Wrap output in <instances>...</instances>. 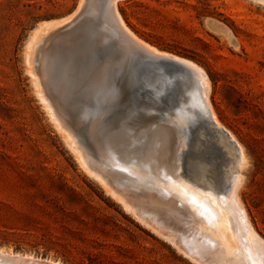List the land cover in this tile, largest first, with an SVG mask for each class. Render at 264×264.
<instances>
[{"label":"rangeland","instance_id":"1","mask_svg":"<svg viewBox=\"0 0 264 264\" xmlns=\"http://www.w3.org/2000/svg\"><path fill=\"white\" fill-rule=\"evenodd\" d=\"M105 3V0H0V249L28 258L30 264H47L48 260L56 264H196L162 235L141 224L78 159L98 168L100 151H108L111 141L104 132L108 126L117 125L124 136L119 144L132 149L143 142L144 135L153 127L137 134H129V127L147 120L174 118L181 150H177L180 171L200 188L211 189L214 195L218 191L215 196L220 199L232 187L238 188V199L264 240V1L117 0L115 3L124 24L136 38L160 51L191 60L204 71L211 111L205 104L203 108L195 106L189 98L188 93L195 89L191 75L150 61L138 51H128L126 42L109 33L103 26ZM67 19L72 23L64 26ZM72 30L86 31L80 39L86 43L83 58L88 72L95 70L101 61L111 63H108L111 69L102 65L107 78L96 92L102 98L95 93L90 97L81 93L79 96V90L68 98L62 69L53 65L52 50L73 43L72 36L77 32ZM39 41L45 42V47L50 42L46 47L49 50L43 43L42 47L37 46L41 44ZM37 54L49 57L42 59ZM56 55L60 64L63 55ZM130 61L133 65H129ZM40 62L45 65L44 77ZM157 84H161V90ZM40 94L49 102L45 104ZM127 111L135 116L131 118ZM123 113L130 116L124 118ZM189 113L198 115L193 117ZM211 113L220 129L213 123ZM186 115H191V120ZM224 131L232 134L243 157L229 138L225 139ZM129 139L133 142L129 143ZM134 151L138 155V150ZM176 210L177 215L162 214L187 232L188 228L194 231L199 226L211 225L209 219L193 210L191 213L182 207Z\"/></svg>","mask_w":264,"mask_h":264},{"label":"bare ground","instance_id":"2","mask_svg":"<svg viewBox=\"0 0 264 264\" xmlns=\"http://www.w3.org/2000/svg\"><path fill=\"white\" fill-rule=\"evenodd\" d=\"M105 1H106V3H105V6L103 7L104 8L103 26L106 29H108L109 33L112 36H114L117 40H119L120 42H122V41H124L122 43L126 42L125 44H127V45L125 47L127 48L128 51H130V52H131V50L138 51L140 54L145 56L150 61L170 65L171 67H173V71L175 69H178V70L182 71L183 73H187L188 75H191L190 77L193 80V84H194L193 86H195V89H192L193 87L190 85L192 87V88H190V90L192 89V91H190L188 93L189 98H191L193 100V102L195 103V106L197 105L198 107L203 108L204 104H205L207 106L206 109L210 110L211 106L209 107V103H208V100H209L208 99L209 88H208V84H207L208 80L206 79V74L204 73V71L198 65H196L194 62H192L191 60L178 57V56L170 54L168 52L160 51L157 48H155L154 46H151L148 43L141 41L139 38H136L132 34V32L126 27L127 25L124 24L119 12L117 11V9L115 7V3L117 0H105ZM262 1H264V0H262ZM89 5L91 6V4H89ZM78 7L80 8L81 5H79ZM92 7H94L93 4L90 8H92ZM81 8L79 9V11L81 10ZM90 10H88V11H90ZM91 12L92 11H90V13ZM50 22H52V21H50ZM71 23H72V20L67 19L64 22L65 25L64 24L63 25L69 26V25H71ZM105 28H104V31H106ZM62 29H64V28H62ZM67 29H68V27H67ZM72 31L75 33L77 32L74 30H72ZM55 32L56 31H54V33ZM83 32H86V31L85 30L84 31L79 30L75 35L72 34L73 35L72 38L74 41H73V43L70 42L71 44L68 47H65L63 49H58V50L57 49L52 50L53 52L55 51V53L53 54L54 60L52 59L53 60L52 62H53L54 66H58L59 68L62 69V75H63L62 81L64 83L65 90H67L68 98H73L74 92H76L78 90H79L78 91L79 96L81 93L85 96L87 95L90 97L95 93L97 95V97L99 98L101 96V94H99L100 96H98V94L96 92H98L99 90L102 89V84L106 80L105 78H107L104 75L105 67L102 65H107L108 66L107 68L109 69L110 68L109 64L111 65V63H109L107 60L103 61V62L101 61L100 64L94 68L95 70H91L90 72H88L87 66L85 65L86 62L84 61V58H83L84 57L83 56L84 55L83 50L85 49L84 46L86 43H81V39H80L82 37L81 34ZM51 33L52 32H50V34ZM67 33H65V36ZM47 34H46V36H47ZM46 36H45V38H46ZM45 38L42 37L41 39H45ZM51 40H52V38H51ZM54 40L56 41V39H54ZM104 40H105V37H104ZM47 41H48V39H47ZM40 43L41 44H39V45L37 44V46L42 45V43L44 46L45 42L41 41ZM55 43L56 42H54V44ZM48 45L50 46V42H48ZM40 47H42V46H40ZM46 47H45V49H46ZM34 52L36 53L37 50ZM43 52H44V50L42 51V53ZM38 53L40 54V52H38ZM56 54H62L63 55L64 59L60 64H57L56 59L59 58V55H56ZM116 54H118V53H116ZM48 55H45V56H48ZM33 56L35 58V55H33ZM38 56H40V55H38ZM45 56H43V57L40 56V57L42 59H45ZM124 57H126V54ZM127 59H129V57ZM137 59H138V57H137ZM32 61L34 62L33 64H35V61L33 60V58H32ZM43 62H44V64L46 63V61H43ZM120 62H121V64L123 63L122 61H120ZM126 62L129 63V61H126ZM40 64H41V62H40ZM44 64H41V70H40L42 77H44V75H45V65L48 64V62L45 65ZM124 65H126V64L124 63L123 66ZM129 65H133L132 62ZM135 66H137V65H135ZM120 67L121 66H119V68ZM137 68H139V67H137ZM163 68H164V66H163ZM124 70H125V67H124ZM120 71L123 72L122 70H120ZM51 72H53V71H51ZM33 73H35V72H33ZM131 73H132V71H131ZM31 75H32V73H31ZM106 75H108V73ZM192 75H193V77H192ZM112 76H116V74L112 75ZM134 76H135V74H134ZM146 77H143V80ZM58 79L60 80L59 77H58ZM132 79L133 78H131V80ZM174 80H176V79H174ZM109 81L112 82V80H109ZM157 81H156V83L160 82V81H158V82ZM161 81H162V78H161ZM188 81H187V83H189ZM152 82L153 81H151V83ZM142 83L144 84V82H142ZM113 84L115 85L116 83H112V85ZM108 85H110V84H108ZM152 85H154V84H151V86ZM157 85H159V84H157ZM160 85H159V88H160L159 90H161ZM152 87H154V86H152ZM180 87L183 88L182 85ZM59 88L60 87L58 86L57 89H59ZM108 89L106 88L105 90L107 91ZM136 89H137V87H136ZM183 90H184V88L181 89V91H183ZM193 90H195V91H193ZM184 92H186V91H184ZM57 94H58V92H57ZM135 94H136V92H135ZM40 96L42 97L43 101L46 104L47 100H45V98L43 97L42 94H40ZM188 96H187V98H188ZM107 97H110V96H107ZM159 97L162 99V96H159ZM100 98H102V97H100ZM111 98H113V96H111ZM93 99H94V97H93ZM56 100H57V98H56ZM105 100H107V98H105ZM132 100H134V99H132ZM156 100H158V99H156ZM102 101L103 100H101V104H102ZM47 102H49V101H47ZM104 102H107V101H104ZM111 102L113 103V101H111ZM158 102H159V100H158ZM185 102H188V101L186 100ZM56 103L60 104L59 102H56ZM117 104L119 105V103H117ZM188 104H189V102L187 103V107H189ZM97 105L101 106L100 104H97ZM185 106H186V104H185ZM130 107H131V104H130ZM133 107H135V106H133ZM138 107H135V108L138 109ZM150 107H152V106H150ZM176 108H178V107H176ZM183 108H184V106H183ZM82 109L83 108H81V111H82ZM128 109H129V107H128ZM130 109H132V107ZM140 109H138V110H140ZM194 109H195V107H194ZM60 110H63L62 107H60ZM155 110H157V109H155ZM160 110H163V109H160ZM201 110H203V109H201ZM183 111L185 112V110H183ZM187 111H188V109H187ZM200 111H199V113H200ZM207 111H205V112H207ZM60 112H62V111H60ZM108 112H109V109H108ZM127 112H129V111H127ZM165 112H168V111H165ZM192 112H193V110H192ZM212 112H213V110H212ZM144 113L146 114V112H144ZM179 113L181 114V112H179ZM104 114H105V112H104ZM104 114H102V115H104ZM111 114L112 113H110V115ZM125 114H127V113H125ZM129 114H131V112H129ZM129 114H127V115H129ZM189 114L193 115L192 113H189ZM123 115H124V113L122 114V116ZM127 115H124L123 117L125 118V116H127ZM191 115H188V116L186 115V116L189 118V116H191ZM196 115H198V113ZM196 115H193V117H195ZM200 115H203V114L200 113ZM211 115H212L213 123L215 124V126L219 127V129H220L221 128V126L219 125L220 123H218L216 118H214L215 115L213 116L212 113H211ZM52 116H53V114H52ZM79 116H80V114H79ZM104 116H103V118H104ZM134 116L135 115H132L131 118ZM57 117H56V119H57ZM111 117H112V115H111ZM159 117H160V115H159ZM191 117L189 118V120H191ZM54 118H55V115H54ZM117 118L119 119V117H117ZM58 119H59V117H58ZM106 119H108V118L106 117ZM65 120H69V119H65ZM101 120H102V118H101ZM155 120H153V121L147 120L144 123H141L140 125L139 124L134 125L132 128L129 127V134H130V132L131 133L133 132L136 134L141 133V132H144L146 130V128L153 127V128H151L152 129L151 132H148L147 134L145 133L146 134V135H144L145 138H143V136L141 137L144 139L143 142H141L139 145H137L136 148H132V149H130L132 146H128L127 144H125V146H122L121 143L119 144L118 141L123 140L124 136L120 135V133H119L120 129L116 127L117 125L116 126H110V127L108 126L107 128H105L104 132L106 134H108L106 136L108 137V140L109 141L111 140V141H110L109 145L107 146L108 151H105V152L100 151L99 156L101 158L100 159L101 162L98 163L99 165L97 164L98 168L95 169L90 164L89 165L86 164V162H84V160L80 157H78L79 161L81 162L83 167L98 182H100L104 186V188L112 195L113 198H115L120 203H122L125 209L132 211L134 213L135 217L137 218V220L139 222H141V224L148 226L150 228V230L155 231V232L159 233L160 235H162L166 240H168L170 243H172L183 254V256H185L189 260L193 261L194 263H196V264H264V240L258 235V233L255 231L254 227L252 226L251 222L249 221V219H248L249 217H247V215L244 211V208L238 199V196L236 193V190L238 188L236 189L235 187H232L231 189L226 191L225 198H221V199H223V202H220L221 199L215 196V195H217L218 191L214 195L212 193L213 191L210 192L211 189H210V191H208L207 189L205 190L204 188H200L199 185H198L199 186L198 187L192 181H190L189 180L190 178L188 179L183 174L184 172L180 171L181 170L180 169V162H179L180 159L177 156V154H178L177 150H180V149H178L179 145L177 144V141H179V140H176L177 139L176 138L177 127H178L176 125V123H177L176 119L175 118L174 119H165V120L162 119L159 121H155ZM108 121H109V119H108ZM113 121H114V119H113ZM110 122H112V121H110ZM110 122H108V124ZM181 122H182V120H181ZM186 122H188V121H186ZM186 122H185V124H186ZM188 123H190V122H188ZM63 124H65V123H63ZM190 125H192V124L190 123ZM92 126H93V123H92ZM64 128L65 127H63V130H64ZM122 128H123V126H122ZM216 129L218 130V128H216ZM65 130H66V128H65ZM197 130H199V129H197ZM87 131H89V130H87ZM68 132H69V130H68ZM228 132L224 131V133L227 135V137H225L226 135H224L225 139L229 138L230 142L233 143V145L235 146V149L238 151V153L241 155V157H243L244 153L242 152L240 145H238L237 142H235L232 134L230 135V133L228 134ZM124 133H126V131ZM136 134H134V135H136ZM207 134H208V132H207ZM134 135H131V136H134ZM71 137H72V135H71ZM127 138H128V136H127ZM179 139H180V137H179ZM130 140L131 139H129V143H130ZM185 140L186 139H184V141ZM90 141H91V139H90ZM103 141H105V140H103ZM112 141H114V143ZM126 142H128V141H126ZM136 142H137V139H136ZM180 142H182V141H180ZM74 144H75V142H74ZM119 147H121L120 151H117V149ZM220 147H222V146H220ZM75 149L79 150V148H75ZM82 149H83V147H82ZM133 150H138V155L135 153V151L132 152ZM228 151H226V152L230 153V150H228ZM80 154H81V151H80ZM81 155H83V154H81ZM86 158H88V157L86 156ZM237 160H238V158H237ZM94 163H96V162H94ZM213 177H215V176H213ZM217 177H219V176L217 175ZM225 178H226V176H225ZM232 182H234V181L232 180ZM223 185H224V183H223ZM155 206H157V208H155ZM158 206L159 207L161 206V208H158ZM178 207L179 208L182 207L188 213H191V211L193 210L196 214H199L202 218L209 219L211 222V225L208 224L209 226H207V227L199 226L194 231L191 230L190 228H188V232L185 231L182 228V226L181 227L178 226V224H176L174 221L171 222L168 219V216H163V214H162L163 212H165L166 215H169V216L173 213H175V215H177L176 208H178ZM161 217H163V218H161ZM172 219H175V218H172ZM177 221H178V219H177ZM179 221L182 222L181 219ZM197 223H198V221H197ZM182 224H185V222H182ZM0 264H30V261L28 258L21 257V255L20 256L19 255H11L7 251L5 252L4 250L0 249ZM44 264H46V263L44 262ZM47 264H56V263L48 260Z\"/></svg>","mask_w":264,"mask_h":264}]
</instances>
